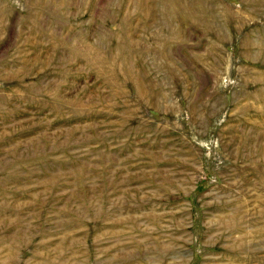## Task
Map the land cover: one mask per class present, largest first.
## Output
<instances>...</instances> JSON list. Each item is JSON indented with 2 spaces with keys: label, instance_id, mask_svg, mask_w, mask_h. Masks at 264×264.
<instances>
[{
  "label": "rangeland",
  "instance_id": "obj_1",
  "mask_svg": "<svg viewBox=\"0 0 264 264\" xmlns=\"http://www.w3.org/2000/svg\"><path fill=\"white\" fill-rule=\"evenodd\" d=\"M0 264H264V0H0Z\"/></svg>",
  "mask_w": 264,
  "mask_h": 264
}]
</instances>
